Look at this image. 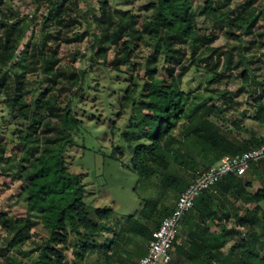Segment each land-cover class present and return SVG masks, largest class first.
Segmentation results:
<instances>
[{
    "label": "trees",
    "instance_id": "trees-1",
    "mask_svg": "<svg viewBox=\"0 0 264 264\" xmlns=\"http://www.w3.org/2000/svg\"><path fill=\"white\" fill-rule=\"evenodd\" d=\"M11 1L0 0V103L13 126L6 135L0 124V176L18 178L26 207L40 205L41 212L38 221L0 212V242L6 250H17L32 240L37 224L46 236L35 242L38 253L31 261L8 254L4 259L7 264H137L153 229L188 185L184 172L208 168L225 154L264 143L254 129L238 139L211 118L229 121L237 130L245 128V118L264 126V78L253 72L260 64L264 69V51L250 49L264 47V0H202L198 10L195 0H144L152 11L144 17L108 0L95 5L33 0L35 11L20 16L4 9ZM41 8L43 14L38 13ZM198 15L207 29L199 27ZM28 32L31 37L25 40ZM221 36L234 39L235 45L214 46ZM85 38L88 61L111 63L122 73L136 67L131 56L138 43L144 40L149 46L142 79L131 76L122 96L121 106L130 105L132 116L118 136L130 154L127 167L138 175L135 189L144 197L139 216L91 205L84 175L68 166V147L81 130L75 105L88 88L89 73L86 62V68L77 69L61 48ZM191 67L205 71L207 90L242 67L239 91L250 86L251 101L223 96V105H214L208 101L215 96L185 90L183 77ZM19 121L23 130L16 127ZM14 143L22 145L18 157L10 152ZM110 152L122 160L123 152ZM254 181L259 185L253 190ZM214 188L199 195L183 217L187 233L173 245L177 257L193 264H264V160L252 163L243 175L225 176ZM216 200L224 207L220 215ZM223 200L231 206L225 207ZM142 239L144 252L129 256ZM230 239L232 246L224 251Z\"/></svg>",
    "mask_w": 264,
    "mask_h": 264
},
{
    "label": "rangeland",
    "instance_id": "rangeland-1",
    "mask_svg": "<svg viewBox=\"0 0 264 264\" xmlns=\"http://www.w3.org/2000/svg\"><path fill=\"white\" fill-rule=\"evenodd\" d=\"M97 1L98 0H85L89 5H95ZM108 1L110 4L119 8L136 10L143 17L152 13L151 10L146 8V2L144 0ZM235 1L236 0H232L231 2ZM201 3L202 0H195L196 7L197 5H201ZM3 7L21 16L24 14H31L35 11L36 4L33 0H12ZM83 7L85 8L86 6L83 5ZM198 9L197 7V10ZM38 13L43 14L44 10L41 8ZM197 17L199 27L207 29V23L204 22L199 15ZM40 20L41 18H38V23ZM257 24L259 29H262L261 18L258 19ZM30 37L31 32H28L25 40H28ZM88 43V38H85L79 43L63 44L61 48L62 55L67 61L73 60L74 65L79 70L86 68L85 65H88L87 71L89 73L88 88L80 94V99L75 105V111L78 118L81 120V130L75 132L76 142L68 147L66 153L68 166L72 171L80 172L84 175L83 181L87 190V200L91 205L101 207L107 206L112 208L116 213L124 216H139V211L144 205V197L135 189V187L139 185L138 175L127 167L130 154H126V150L122 143H120L121 141L118 136L128 129L129 120L132 116L130 105L126 107L121 106L122 96L126 92L131 76L142 79L140 76H142L145 71V59L150 54L149 46L144 40L140 41L131 56L136 67H131L127 72L122 73L114 70L110 66L111 63L100 64L88 61L90 54L86 49ZM235 43L234 39L221 36L213 45L222 49H229L232 48ZM21 48L22 45H20L19 49ZM250 49L256 52L264 51L263 46L256 47L255 45H251ZM77 51L80 52L74 57L73 54ZM234 53H236L235 50ZM85 62L86 64L84 65ZM255 64L259 65L260 62L258 61ZM260 65L253 72L256 74L257 78L262 79L264 78V69L260 67ZM254 67L257 66L254 65ZM122 69L124 68L122 67ZM241 70L242 67L227 72V74L231 73L232 75L230 77L224 76L220 82L209 85V89L207 90L205 89L207 85L205 81V71L201 68L191 67L183 77V88H185V90L190 89L197 93H203L205 96L210 94L215 96L213 100L208 101L214 105L222 106L224 100L223 96H231L241 103L245 100L251 101L250 86H246L243 90L239 91L241 86ZM2 116L5 119H2ZM211 118L216 123L220 124L224 130L229 131L233 137L238 139L245 138L247 130L249 129H254L259 134L264 132L260 125L252 118H245L244 122H242V127L245 128L240 130L233 128L229 121H222L213 115ZM10 122L11 116L0 103V124L3 132H6V135H9L13 129ZM21 123H23V121L16 122L15 124L18 129L23 130L24 125ZM21 148L22 145L20 143L11 144L10 152L13 156L18 157ZM112 148L117 152H123L121 155L122 160L112 156L110 152ZM10 152H7V154L9 155ZM180 172H182V170ZM184 174V176L189 179L193 175V172L187 171V173L184 172ZM258 185L259 183L254 181L252 189H256ZM20 188L21 183L18 178L6 175L0 176V212L17 216L26 215L38 221L41 206L27 208L25 197L19 193ZM141 191L145 192L143 186ZM208 191L209 190H206L203 193ZM224 202L223 205H225V207L229 208L231 206L226 200ZM235 205L241 212L242 207L240 203H236ZM214 206L217 214L220 215L224 207L220 209L221 206L219 207L218 201L214 203ZM145 210H147V208H145ZM164 211L165 209L163 207L161 212L164 213ZM230 223L231 222H229V224ZM211 229L216 230V227L211 225ZM186 233L187 232H185V236ZM43 236H46V230L41 224H37L33 228L32 240L26 241L17 250H12L10 248L6 250L4 248L5 245L0 242V247L4 248V250H0V264H7V261L4 259L6 254L16 255L23 261H31L38 253L35 242H38ZM1 239L2 237H0V241ZM145 241L144 239L139 240L137 245L129 250V256L133 258L140 256L144 252ZM232 243L233 241L230 239L225 245L224 251H227V249L232 246Z\"/></svg>",
    "mask_w": 264,
    "mask_h": 264
},
{
    "label": "built area",
    "instance_id": "built-area-1",
    "mask_svg": "<svg viewBox=\"0 0 264 264\" xmlns=\"http://www.w3.org/2000/svg\"><path fill=\"white\" fill-rule=\"evenodd\" d=\"M260 160H264V143L243 153L225 154L210 167L197 169L176 199L172 211L153 229L146 253L137 264H169L183 217L193 207L196 198L206 190L215 191V184L229 174L243 175L252 163Z\"/></svg>",
    "mask_w": 264,
    "mask_h": 264
},
{
    "label": "crops",
    "instance_id": "crops-1",
    "mask_svg": "<svg viewBox=\"0 0 264 264\" xmlns=\"http://www.w3.org/2000/svg\"><path fill=\"white\" fill-rule=\"evenodd\" d=\"M260 127L264 131V126H260ZM260 135L264 136V132L261 133ZM192 177H193V175L189 178L188 181H190L192 179ZM210 192H212V191H210ZM185 225H186L185 222H183V220H182V222H181V228H180V232H179V235H178L177 242H179L181 239H184L186 237L185 236V232H187V229L185 228ZM177 260H178L179 264H193L191 262H188V261L184 260L183 258H181L179 260V258L177 257L176 252H174V249H172V259H171V261H170L169 264H178L177 263Z\"/></svg>",
    "mask_w": 264,
    "mask_h": 264
}]
</instances>
